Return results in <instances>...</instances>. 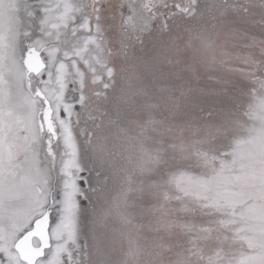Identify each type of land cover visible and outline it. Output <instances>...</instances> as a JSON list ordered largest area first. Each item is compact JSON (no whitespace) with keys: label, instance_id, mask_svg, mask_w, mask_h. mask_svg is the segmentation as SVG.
I'll use <instances>...</instances> for the list:
<instances>
[{"label":"snow or ice","instance_id":"6c2138e0","mask_svg":"<svg viewBox=\"0 0 264 264\" xmlns=\"http://www.w3.org/2000/svg\"><path fill=\"white\" fill-rule=\"evenodd\" d=\"M0 264H264V0H0Z\"/></svg>","mask_w":264,"mask_h":264}]
</instances>
